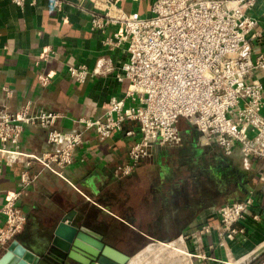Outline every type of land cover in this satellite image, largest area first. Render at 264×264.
<instances>
[{"label":"crops","instance_id":"1","mask_svg":"<svg viewBox=\"0 0 264 264\" xmlns=\"http://www.w3.org/2000/svg\"><path fill=\"white\" fill-rule=\"evenodd\" d=\"M62 1L64 10L57 13L45 0L23 11L9 0H0V110L16 113L31 103L36 112L61 116L58 131L81 133L83 128L75 120L101 118L107 102L125 93L127 83H119L116 75L128 55L125 47H105V35L92 29L90 0ZM155 1L116 0L115 5L124 13L148 18ZM253 1L247 15L258 22L260 31L264 0ZM47 48L53 53L50 61L36 66ZM260 54H264V38L253 40V57ZM69 66L98 68L101 74L80 85L68 76ZM41 74L52 80L46 89L38 84ZM250 80L264 89V71ZM179 129L181 147L158 148L123 179L115 171L128 163L129 150L139 137L137 126L127 122L105 141H99L94 132L86 133L65 172L66 180L43 172L26 191L19 206L27 224L16 241L43 253L62 217L75 210L109 232L143 235L150 240L146 250L160 251L155 261L133 258L129 264H254L264 255V223L247 220L237 226L245 230L244 235L223 240L216 213L225 205L252 199L254 212L264 217V161L247 158L239 147L231 157L215 146L202 147L200 134L185 120H180ZM130 132L134 135L129 136ZM47 134L39 127H26L22 150L35 155L58 151L48 143ZM24 170L25 160L20 159L5 168L0 178V229L6 195L19 189ZM31 173L39 174L40 167L34 166ZM205 225L212 232L201 236ZM7 248L0 249V259Z\"/></svg>","mask_w":264,"mask_h":264},{"label":"built area","instance_id":"2","mask_svg":"<svg viewBox=\"0 0 264 264\" xmlns=\"http://www.w3.org/2000/svg\"><path fill=\"white\" fill-rule=\"evenodd\" d=\"M9 1L23 11L42 0ZM45 1L55 12H63L62 0ZM90 1L92 29L105 35L104 46L126 49L128 61L116 75L119 83H127L126 91L107 102L101 118L75 120L83 128L81 133L58 131L61 116L36 112L31 103L16 113L0 110V178L5 168L25 160L20 187L6 195L1 210L0 249H6L25 229L27 218L19 204L26 191L43 172L66 180L65 172L88 132L105 141L127 122L137 126L139 137L129 150L128 163L115 171L118 179L130 177L158 148L181 147L180 120L200 134L202 147L215 146L225 157L239 147L247 158L264 161V89L250 80L264 71V54L253 57V40L264 38V28L257 31L258 22L247 15L253 0H156L148 18L120 11L116 0ZM52 54L45 49L35 65L49 62ZM67 73L83 85L101 71L69 66ZM51 83L49 76H38L40 88ZM26 127L46 130L48 143L58 151L24 152L21 139ZM34 166L40 167L39 174L31 173ZM254 210L252 199L221 207L216 213L220 237L234 241L245 234L238 225L247 220L264 223ZM211 232L212 227L205 225L199 233Z\"/></svg>","mask_w":264,"mask_h":264},{"label":"water","instance_id":"3","mask_svg":"<svg viewBox=\"0 0 264 264\" xmlns=\"http://www.w3.org/2000/svg\"><path fill=\"white\" fill-rule=\"evenodd\" d=\"M99 226L92 218L70 211L62 217L46 251H30L14 241L0 264H129L145 250L146 246L138 247L134 253L115 249V243L124 248V242Z\"/></svg>","mask_w":264,"mask_h":264},{"label":"flooded vegetation","instance_id":"4","mask_svg":"<svg viewBox=\"0 0 264 264\" xmlns=\"http://www.w3.org/2000/svg\"><path fill=\"white\" fill-rule=\"evenodd\" d=\"M109 233L112 234L113 236H115L118 240H121L124 242L123 243L125 245V246H123L124 248H122V247L120 248V246H119L120 244L115 243V249H117L121 252H124V253L125 252L134 253L138 247H140V246H144V247L146 246L147 247V245L150 244L149 243L150 240H147V241H145V240L144 241L132 240V238H130L128 236V235H131L132 233H124V234H118V233H112V232H109ZM155 237L167 240L170 237V235H155ZM67 264H76V263H74L72 261H68Z\"/></svg>","mask_w":264,"mask_h":264},{"label":"rangeland","instance_id":"5","mask_svg":"<svg viewBox=\"0 0 264 264\" xmlns=\"http://www.w3.org/2000/svg\"><path fill=\"white\" fill-rule=\"evenodd\" d=\"M130 238H132V240L135 241H147V239L143 236V235H139V234H131L128 235ZM152 244H155L154 242H152ZM169 252V251H167ZM167 254V253H165ZM160 255V251H156V247H151L149 250L145 249L142 253H140L139 255L135 256L134 260H138V259H151V260H156L157 256ZM146 263V262H145Z\"/></svg>","mask_w":264,"mask_h":264},{"label":"trees","instance_id":"6","mask_svg":"<svg viewBox=\"0 0 264 264\" xmlns=\"http://www.w3.org/2000/svg\"><path fill=\"white\" fill-rule=\"evenodd\" d=\"M264 260V255H263V257H261L259 260H257L254 264H259V263H261V261H263Z\"/></svg>","mask_w":264,"mask_h":264}]
</instances>
